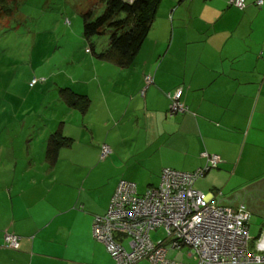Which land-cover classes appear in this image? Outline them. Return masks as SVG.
<instances>
[{"label":"crops","instance_id":"crops-1","mask_svg":"<svg viewBox=\"0 0 264 264\" xmlns=\"http://www.w3.org/2000/svg\"><path fill=\"white\" fill-rule=\"evenodd\" d=\"M229 1L193 0L199 18L155 23L132 68L101 65L109 72L96 81V114L65 127L73 143L56 165H0V264H116L93 225L120 182L146 193L164 170L205 167L204 153L222 163L196 188L218 194V204L264 182V5L247 0L240 11ZM75 86L66 88L89 94ZM178 90L188 112L170 116ZM65 151L75 165H59ZM6 232L21 238L20 250L4 248Z\"/></svg>","mask_w":264,"mask_h":264},{"label":"rangeland","instance_id":"rangeland-1","mask_svg":"<svg viewBox=\"0 0 264 264\" xmlns=\"http://www.w3.org/2000/svg\"><path fill=\"white\" fill-rule=\"evenodd\" d=\"M192 1L163 0L155 22L157 30L167 16L171 21L184 16L199 18L201 10L192 12ZM105 10L102 0H7L5 6L0 4V165H52L49 155L62 147L64 141L56 133L60 130L63 133L67 125L79 119L83 123L86 115L80 112L71 115L73 110L66 103V100L81 103L82 99H73L64 90L76 84L75 88L89 93L91 104L96 103V81L100 78L101 82L103 73L109 71L101 66L107 62L88 50L98 54L107 50L110 34L103 31L86 38L85 16L91 13L93 20H97ZM107 64V69L113 65ZM35 81L38 84L32 86ZM90 112L89 117H94L96 110ZM93 122L96 133H104V125L96 119ZM71 156V151H65L59 165H75L69 159ZM137 186L139 194L144 195L146 188ZM252 214L251 251L255 253V244L264 232V216ZM151 236L158 245L167 240L164 229ZM169 258L194 262L174 251Z\"/></svg>","mask_w":264,"mask_h":264},{"label":"built area","instance_id":"built-area-1","mask_svg":"<svg viewBox=\"0 0 264 264\" xmlns=\"http://www.w3.org/2000/svg\"><path fill=\"white\" fill-rule=\"evenodd\" d=\"M229 5L245 10L247 1L230 0ZM147 81L153 82L152 78ZM182 97V90L169 95L170 116L188 112ZM102 150L103 159L112 153L107 145ZM203 158L205 167L194 173L164 170L161 185L142 196L136 184L120 182L107 215L96 217L93 225L94 238L106 246L116 264H264V232L253 253L251 214L246 205L236 209L219 206L218 194L196 188L200 179L222 163L217 155L204 153ZM160 229L166 231L167 240L158 245L151 235ZM5 245L20 250L21 239L6 234ZM172 251L194 262L171 260Z\"/></svg>","mask_w":264,"mask_h":264},{"label":"trees","instance_id":"trees-1","mask_svg":"<svg viewBox=\"0 0 264 264\" xmlns=\"http://www.w3.org/2000/svg\"><path fill=\"white\" fill-rule=\"evenodd\" d=\"M102 1L106 4V10L101 17L97 20H93V15L91 13L85 16V36L86 38H92L101 35L103 31L108 32L110 34L109 48L101 52V54H98L95 50L89 51L101 61L111 63L120 69H130L135 65L137 56L143 49L153 30L163 0H134L133 2H128L127 0ZM6 3L7 0H0L2 6H5ZM262 6L259 7L261 8ZM43 81L45 80H42L41 82ZM35 82L32 83V86L38 84V82ZM64 91L68 92L73 99H82L81 103L75 100H66L70 109L80 112L82 115H87L89 113L91 109V101L87 96H79L70 89H65ZM56 134H59L64 141L62 147H58L53 151L49 148V151L52 152L51 155H49V159L51 160L50 163L52 165H56L60 150L70 147L73 143V141L64 137L62 130ZM6 234L11 233L6 232L5 235ZM4 248L8 249L5 245V236Z\"/></svg>","mask_w":264,"mask_h":264},{"label":"water","instance_id":"water-1","mask_svg":"<svg viewBox=\"0 0 264 264\" xmlns=\"http://www.w3.org/2000/svg\"><path fill=\"white\" fill-rule=\"evenodd\" d=\"M219 206H232L240 208V204L246 205V210L264 216V182L251 187L243 193L232 197H219Z\"/></svg>","mask_w":264,"mask_h":264}]
</instances>
